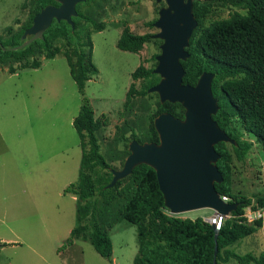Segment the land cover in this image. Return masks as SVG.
Here are the masks:
<instances>
[{
	"label": "rangeland",
	"instance_id": "374dc122",
	"mask_svg": "<svg viewBox=\"0 0 264 264\" xmlns=\"http://www.w3.org/2000/svg\"><path fill=\"white\" fill-rule=\"evenodd\" d=\"M35 2L0 0V36L4 40L9 37L6 29L12 28L14 34L21 33L30 23ZM162 6L164 3L157 4L154 0H86L76 6L77 13L105 26L104 30L91 36L92 61L98 74L87 83L83 96L70 77L63 47L60 54L49 60L43 57L38 45H34L31 55L22 60L0 59V138L8 149L0 145V241L18 243L16 248L0 255V264H37V256L29 251L31 245L37 247L48 261L44 264H49L51 258L53 264H61L55 253L58 249L66 251L68 264H107L87 242L74 241L70 249V246L63 247L68 237L66 229L75 224V201L66 188L76 182L81 159L72 120L79 112L82 99L86 98L95 118L106 123L97 132V137L109 169L95 173L98 184L109 183L110 170L121 169L132 136L139 143L148 142L158 97L147 92L143 96H132L126 103V95L131 85L136 91H142L147 90L146 86L158 83L157 75L148 80L133 81L131 73L140 65L155 68L154 57L160 52L161 41L153 39L136 54L119 50L116 43L125 27L135 35L156 34L158 30L153 23ZM235 12L244 13L239 7L216 6L207 15L205 25L226 20ZM76 22L78 29L88 25L78 17ZM36 60L41 62L38 69H19L24 62ZM10 68L15 70L14 74L9 73ZM230 128L242 142L251 143L241 160L236 158L233 147L225 144L232 156L231 194L249 200V206L262 210L263 219L260 220L261 227L252 235L228 249L239 255L259 256L264 251V147L244 131L238 120L233 119ZM146 169L123 183L118 194L105 201L100 199L103 203L109 200L100 213L103 226L110 214L124 210ZM212 214L209 210H199L180 216L195 219ZM226 219H231V215L223 221ZM117 233L127 234L123 242L113 233L118 256L121 248L127 251L136 240L132 226L126 225ZM51 241L53 244L57 241V245L52 247ZM121 260L124 264H132L126 255ZM222 264L238 263L229 260Z\"/></svg>",
	"mask_w": 264,
	"mask_h": 264
},
{
	"label": "trees",
	"instance_id": "16d2710c",
	"mask_svg": "<svg viewBox=\"0 0 264 264\" xmlns=\"http://www.w3.org/2000/svg\"><path fill=\"white\" fill-rule=\"evenodd\" d=\"M48 5L57 3L54 0H36L31 11L30 23L21 33L14 34L12 28L6 29L9 37L4 40L0 36V59L22 60L31 55L34 45H38L43 57L49 60L60 54L63 47L62 54L68 65L70 77L78 93L83 96L87 83L98 74L92 61L91 36L104 30L103 23H96L78 13L77 17L88 25L78 29L76 17L72 19L73 29L64 21L59 23L53 21L44 32L42 40L33 41L20 50H12L23 42L21 35L31 26L33 17ZM216 6H235L241 8L244 13L235 12L226 20L205 25L207 15ZM193 15L197 27L187 48L190 57L182 62L185 69L183 83L195 85L203 72L214 74L212 92L218 100L219 110L213 119L231 139L235 140L236 145L231 146L236 158L241 160L251 148V143L242 142L232 133L230 127L233 119L238 120L244 131L264 147V0H195ZM152 36L135 35L125 27L116 46L121 51L136 54L153 40ZM59 43L63 45H58ZM40 66L41 62L36 60L31 63L24 62L19 69H38ZM14 72V69H9L10 74ZM152 77H154L152 69L143 65L131 73L133 81L148 80ZM152 85L146 86V89ZM147 90L136 91L131 85L126 95V103L132 96L146 95ZM161 113L183 118L184 110L178 103H158L154 118ZM105 125V121L95 118L89 101L83 98L79 112L72 121L81 148L78 176L76 182L66 189V192L75 198V224L63 247L73 245L74 241L87 242L101 258L111 262L112 243L104 229L105 226L99 223L98 202L100 199L105 201L118 194L123 183L135 178L147 168L124 210L120 213L117 211L135 224L138 230V249L133 264H212L215 247L212 225L203 221L201 217L190 219L170 215L164 207L156 174L151 168L145 165L136 167L130 176L118 181L112 188H107L110 182L104 184L96 182L95 173L100 169H109L100 152L97 137V132ZM151 132L148 142L158 143L153 124ZM131 140H136V137L132 136ZM215 150L221 156L217 167L223 176V182L215 184V189L221 197L225 196L229 202L239 204L230 214L231 219L222 220L217 238V264L226 263L230 259L238 264H264V251L255 257L251 254L239 255L228 249L239 240L252 235L261 227V222L259 220L254 225L245 224L242 218L243 209L249 206L250 201L231 194L229 173L232 156L224 143L217 144ZM108 201L103 203L104 206H108ZM104 206L100 212L104 210ZM6 245L0 242V250Z\"/></svg>",
	"mask_w": 264,
	"mask_h": 264
},
{
	"label": "water",
	"instance_id": "95a60500",
	"mask_svg": "<svg viewBox=\"0 0 264 264\" xmlns=\"http://www.w3.org/2000/svg\"><path fill=\"white\" fill-rule=\"evenodd\" d=\"M54 1L57 5L46 6L33 17L31 26L21 36L23 42L12 50H20L33 41L42 40L53 21H64L74 28L72 19L78 15L76 6L86 0ZM154 1L164 3L153 23L158 32L152 36L161 41L160 52L155 57L156 66L152 70L159 81L147 92L156 94L160 104L181 105L183 118L169 113L155 117L153 127L158 143L131 140L128 156L121 169L111 170L112 178L107 188L130 176L140 165L151 168L156 174L164 207L170 215L209 210L220 217L218 225H212L215 242L212 264H217V238L222 220L230 216L239 204L224 202L215 189V184L223 182L217 167L221 156L215 146L219 143L234 146L236 142L213 119L219 110L218 100L212 92L214 74L203 72L195 85L183 83L185 69L182 62L190 57L187 48L197 27L193 15L195 0Z\"/></svg>",
	"mask_w": 264,
	"mask_h": 264
},
{
	"label": "crops",
	"instance_id": "0c3cea01",
	"mask_svg": "<svg viewBox=\"0 0 264 264\" xmlns=\"http://www.w3.org/2000/svg\"><path fill=\"white\" fill-rule=\"evenodd\" d=\"M95 116V115H94ZM73 121V120H72ZM0 145L3 146L4 149L8 150L7 147H5L3 145V141H2V138H0ZM80 164V163H79ZM69 187V186H68ZM67 187V188H68ZM66 188V189H67ZM72 196V194H71ZM72 199L75 201V198L72 196ZM104 204L103 202L99 201L98 202V220H99V223L101 224L100 222V210L101 208H103ZM113 208V207H112ZM106 226H105V230L107 231V233L109 234V237H110V240H111V243H112V260L111 262L105 260L107 262V264H124V260H121V257L124 258V255H126V259L127 261H130L132 264H133V259L137 253V249H138V230H137V227L135 224H133L132 222H130L129 220H127L126 218H124L122 215H120L117 211L116 213H113V214H110L109 217H107L106 219ZM126 225H129V226H132L134 227L135 229V240L136 242L132 245L131 243V246L130 248L125 251L123 250L122 248L118 251V256H117V253H116V245L114 243V237L116 236V238L120 237L121 240L123 241V239L127 236L126 233H117V231H119L121 228H126ZM73 228V227H72ZM71 228V229H72ZM70 228H67L66 229V233L67 235L69 236V233L71 231ZM113 233H116L117 235H113ZM129 237V236H128ZM57 238V237H56ZM55 238V239H56ZM67 239V238H66ZM130 240L132 241L131 237H130ZM1 243H5L7 244L5 247H3L1 250H0V255L5 251V250H8V249H14L17 247L18 243L17 242H12V241H3L1 240L0 241ZM124 242V241H123ZM52 243V247H54L55 245H57V241L53 242L51 241ZM54 245V246H53ZM73 245H71L69 247V249L72 247ZM29 251L34 254L35 256H37V264H44L46 262H48L45 257L41 254V252H39L40 250L35 247V246H29ZM66 252V251H65ZM65 252H62L58 249V251H56V257L59 258V260L61 261V264H68L67 263V258L65 256ZM255 257H258V256H255ZM230 260H233V259H230ZM235 261V260H234ZM50 263L49 264H53L54 263V259L51 258V260L49 261ZM10 264V262H7V264ZM227 263V262H226ZM222 264V263H221Z\"/></svg>",
	"mask_w": 264,
	"mask_h": 264
},
{
	"label": "built area",
	"instance_id": "2783aa9c",
	"mask_svg": "<svg viewBox=\"0 0 264 264\" xmlns=\"http://www.w3.org/2000/svg\"><path fill=\"white\" fill-rule=\"evenodd\" d=\"M221 199L224 202H229V199L225 196H222ZM227 218H229V216ZM242 218L244 219L245 224L250 225L258 220L263 219V212L260 209H254L252 206H249L243 211ZM202 219L208 224L214 226L218 225V223L221 221L220 217L214 213L211 216L203 217Z\"/></svg>",
	"mask_w": 264,
	"mask_h": 264
}]
</instances>
